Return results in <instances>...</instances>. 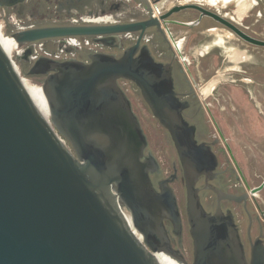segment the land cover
<instances>
[{
    "label": "water",
    "instance_id": "water-1",
    "mask_svg": "<svg viewBox=\"0 0 264 264\" xmlns=\"http://www.w3.org/2000/svg\"><path fill=\"white\" fill-rule=\"evenodd\" d=\"M24 1L0 0V7ZM188 8L264 47V40L198 4L175 6L161 17ZM154 20L27 28L9 37L17 48L61 37L143 31ZM6 23L0 17V34ZM9 46L10 38L0 42V264H180L156 244L157 238L165 241L163 218L175 230L180 226L168 184L173 180L160 183V191L154 188L149 174L158 162L144 155L146 136L120 79L138 87L185 166L192 264H247L233 217L218 219L200 203L195 178L214 167L215 157L196 144L194 128L182 117L169 64L156 62L139 40L119 57L105 52L90 54L88 61L40 57L28 74L44 76L42 93H30L17 55L15 67L7 54ZM211 83L216 81L202 93L211 91ZM32 97L43 101L47 116ZM263 186L264 181L252 189V197ZM251 264H262L260 248L252 251Z\"/></svg>",
    "mask_w": 264,
    "mask_h": 264
},
{
    "label": "flooded vegetation",
    "instance_id": "flooded-vegetation-1",
    "mask_svg": "<svg viewBox=\"0 0 264 264\" xmlns=\"http://www.w3.org/2000/svg\"><path fill=\"white\" fill-rule=\"evenodd\" d=\"M254 1L255 4L241 14L235 1L25 0L22 5L0 7V17L7 22L8 35L27 28L122 24L154 18L152 25L143 31L100 37H61L32 46L23 45L16 48L17 58L25 75L38 79L39 83L44 76L28 72L40 57L58 61L70 58L88 61L89 55L97 52L119 57L138 40L139 48L146 46L156 62L169 64L173 88L182 105V117L194 128L196 144L209 147L215 157L214 167L195 178L194 186L200 203L207 214L218 219L232 216L246 263L251 264L252 251L260 248L264 264V186L254 197L250 194L264 181V47L245 41L212 17L202 16L195 8L161 17L175 6L198 4L228 21L245 35L264 40L262 0ZM225 33L230 37L227 38ZM219 35L222 44L215 42ZM211 39L215 41L210 43ZM211 45H214L213 48L208 50ZM226 48L243 52L245 60L232 62L227 57ZM218 69L230 71V86L238 89L242 96L214 95V85L209 93H202L213 76L211 73L219 75ZM124 83L136 92V106L126 93L122 85ZM118 84L129 98L132 110L137 107L138 112L151 116L159 124L133 82L120 79ZM240 97H243V101L239 100ZM150 126L154 128L153 123ZM142 130L147 141L144 155H152L158 162L155 171L149 174L154 188L160 191L159 184L172 178L173 181L168 184L172 188V183L180 182L183 196V212H180L174 193L180 214L179 229L175 230L169 218H163L165 241L157 238L156 244L180 264H192L194 253L186 215L185 166L178 157L168 131L161 126V146L170 167L169 172H164L150 147L145 129ZM167 152L173 157H169ZM184 234L190 242L188 251L183 249Z\"/></svg>",
    "mask_w": 264,
    "mask_h": 264
},
{
    "label": "rangeland",
    "instance_id": "rangeland-1",
    "mask_svg": "<svg viewBox=\"0 0 264 264\" xmlns=\"http://www.w3.org/2000/svg\"><path fill=\"white\" fill-rule=\"evenodd\" d=\"M172 1V0H169ZM260 6L264 8V0L261 1ZM3 34L5 36H9L8 32H6V30L3 32ZM212 41H215L214 39L210 40V43ZM214 45H211L210 49H212ZM15 55H17L16 50H13V52L11 53L10 57L13 60L14 64L16 65L15 62ZM20 75L31 84H34L36 86L40 87V83L39 80L35 79V78H30L27 75H25V73L21 70H18ZM218 73L219 75L215 74L214 72H212L211 74L213 76H211L210 80L214 79L216 81L215 85L216 89L212 92L214 95H216L217 93L222 94V95H233L236 94L238 96H242L240 94V92L238 91V89L233 88L232 86H230V82L228 80H230V71H224L223 69H218ZM218 80H221L219 83ZM123 87L125 88L126 93L128 94V96L131 98L133 105L136 106V101H138L137 99V94L136 92L133 90V88L127 84L124 83L122 84ZM240 101H243V97L239 98ZM134 113L136 114V116L139 119V122L142 126L143 129H145V132L148 136V140L150 142V147L152 148V150L156 153V156L158 158V161L162 167V170L164 172H169L170 167H169V161L167 159V156L164 155L163 150H162V146H161V137L162 135L159 133V131H161V126H159V124L157 122H155L153 120V118L143 112H138V108L135 107L134 108ZM150 123H153V127L151 128ZM169 157H173V154H171L170 152H167ZM172 188L174 190V193L176 195L177 198V204L179 206V210L180 212H183V196H182V189H181V183L180 182H174L172 183ZM184 241H183V249L184 251H188L190 249V242L189 239L187 238V236L184 234Z\"/></svg>",
    "mask_w": 264,
    "mask_h": 264
},
{
    "label": "bare ground",
    "instance_id": "bare-ground-1",
    "mask_svg": "<svg viewBox=\"0 0 264 264\" xmlns=\"http://www.w3.org/2000/svg\"><path fill=\"white\" fill-rule=\"evenodd\" d=\"M206 1V0H204ZM208 2H214V1H222V2H230V1H235L237 3V7L239 9V12L242 14L245 11L249 10L254 4L255 1L254 0H207ZM226 37L229 38L230 35L228 33H225ZM5 38H10V46H9V50L7 52L8 55H11V53L13 52V50H16V43L14 42V40L9 37V36H5L3 33L0 34V42L3 41ZM217 44H222V37L219 35L217 36V39L215 41ZM226 54L227 57L229 58V60H231L232 62L236 63L238 61H244L245 57L243 52H238L232 48H226ZM24 85L26 87H30V93H42L41 92V88L39 86H36L34 84H31L30 81L27 82L25 79H22ZM214 83H211V85L209 86L210 89L213 87ZM33 98V97H32ZM34 102L36 103V105L38 106V108L40 109V111L47 116L48 113L46 112L44 105H43V101L41 100H37L35 98H33ZM135 234L138 236V234L135 232Z\"/></svg>",
    "mask_w": 264,
    "mask_h": 264
},
{
    "label": "built area",
    "instance_id": "built-area-1",
    "mask_svg": "<svg viewBox=\"0 0 264 264\" xmlns=\"http://www.w3.org/2000/svg\"><path fill=\"white\" fill-rule=\"evenodd\" d=\"M15 65V64H14ZM15 67H16V65H15ZM17 69V68H16ZM19 72V71H18ZM22 79H24L23 77H22Z\"/></svg>",
    "mask_w": 264,
    "mask_h": 264
}]
</instances>
